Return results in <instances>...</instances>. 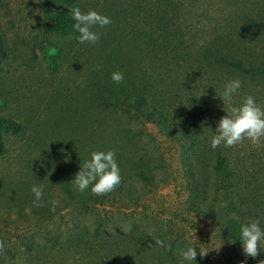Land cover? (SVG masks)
I'll list each match as a JSON object with an SVG mask.
<instances>
[{
    "label": "rangeland",
    "instance_id": "rangeland-1",
    "mask_svg": "<svg viewBox=\"0 0 264 264\" xmlns=\"http://www.w3.org/2000/svg\"><path fill=\"white\" fill-rule=\"evenodd\" d=\"M73 6L111 18L93 29L102 33L99 44L69 39L79 35L73 25L54 21L58 9L71 13ZM262 18L264 0H0L8 51L0 92L9 96L0 123L18 126H0V239L11 251L0 253V264H181L188 247L198 251L196 264L264 260V244L251 258L232 236L234 221L259 220L264 229V147L247 140L210 146L213 120L226 115L220 97L229 80L242 82L236 105L252 95L264 108V76L212 63L228 53L222 48L241 57L262 53L264 61V27L250 23ZM116 71L124 74L120 84L111 79ZM215 79L223 85L210 95L208 111L197 83L212 86ZM110 87L136 89L150 107L178 115L175 121L193 118L204 132L170 139L133 104L99 105L94 97H106ZM202 145L222 152L230 171L217 194L202 192L198 179L195 153L198 146L208 150ZM109 150L116 152L119 188L105 201L80 198V191L76 200L63 199L59 181L75 186L91 153ZM34 184L43 186L45 206L32 213ZM53 200L58 206L50 214Z\"/></svg>",
    "mask_w": 264,
    "mask_h": 264
},
{
    "label": "clouds",
    "instance_id": "clouds-1",
    "mask_svg": "<svg viewBox=\"0 0 264 264\" xmlns=\"http://www.w3.org/2000/svg\"><path fill=\"white\" fill-rule=\"evenodd\" d=\"M71 16L75 21L74 30L79 35L68 38L76 40L79 44H99L102 33L93 29L105 28L112 23L111 18L106 15L95 10L82 12L79 6L72 7ZM100 67L97 65V70H100ZM111 79L114 83L120 84L124 80V74L116 71L112 74ZM241 87L242 82L239 78L229 80L224 86L220 99L223 102V111L226 115L221 117L215 133H212L210 141L212 149H216L222 144L226 148H232L243 144L246 140L257 149L264 147V108L257 104L252 95H245L242 102L236 105L234 97ZM225 106H227L226 110ZM208 131L210 132V130ZM72 182L80 192L91 188V193L96 196H106L114 192L121 184L116 152L114 150L92 152L90 160L83 163ZM31 191L35 197L32 206L44 207L42 202L43 186L34 184ZM57 206L58 201H51L50 212H55ZM240 234L244 254L256 258L262 250L261 245L264 244V229L260 227V221L252 220L242 224ZM156 244L160 247L164 246L160 240H157ZM4 250L5 241L0 239V253ZM206 254L199 252L201 257ZM180 255L182 257L181 264H185V262L196 264L198 251L194 247H188L186 250H182ZM259 264H264V260L259 261Z\"/></svg>",
    "mask_w": 264,
    "mask_h": 264
},
{
    "label": "trees",
    "instance_id": "trees-1",
    "mask_svg": "<svg viewBox=\"0 0 264 264\" xmlns=\"http://www.w3.org/2000/svg\"><path fill=\"white\" fill-rule=\"evenodd\" d=\"M59 1H67V0H49V2L51 3H57ZM250 20L251 19H249V21ZM54 21L57 23L58 26L61 27L72 26L75 23V21L72 19L71 13L62 9H58L55 12ZM250 23L251 25H253V27L256 28L264 27V18H262L261 21H256L255 24L252 21H250ZM222 49L228 51V53L221 52L218 55L216 54L213 56V60H212L213 61L212 63L218 66V68L222 67L229 69L231 71L235 70L244 75L260 76V77L264 76V61L260 60L262 58V53L256 55L252 54L247 57H241L240 52L237 53L232 49H225V48ZM198 54H199L198 58L205 62L207 57L202 56V54L200 53ZM7 58H8L7 44L2 32L0 31V77L2 76L3 65L6 62ZM198 71L200 74V70ZM198 71L196 72V74H198ZM100 85L101 84H95L94 88L100 87ZM222 85L223 84L216 79L213 81L212 86L207 81L205 83V82H201L200 80L199 84L197 83V86H199L204 92L202 102H204V106L206 107V110L210 111L213 109V103L210 95L214 96V93L217 90L219 91L222 88ZM8 97L9 96L7 94L0 92V106L7 103ZM94 100H96L99 105L106 107H114L117 106L118 104H123V103L133 104L136 107L139 116L142 118V120L145 123L154 122L157 123L158 125L163 126L162 129L164 134L170 139H174L181 135L190 134L192 132H196V135L204 132V130L200 128L199 123L193 118L184 119L183 121L182 120L175 121L174 118L177 117L178 115H174V117H170V116L168 117L167 115H163L161 111L150 107L146 98H144L143 95H139V93L136 92V89H125L123 87H119V88L110 87L108 88V94L106 97L99 99L98 97H94ZM213 121L214 124H218L219 119H215ZM1 122L2 123H0V126H5L6 127L5 129L9 127H13V128L18 127L17 125H15L14 122L9 123L3 120ZM175 126L180 127L179 132L175 131ZM198 147L199 148L195 153V157L199 159L196 160V164H197V172L199 174L198 179L203 188L202 192H205L210 188H213L215 194H217V192L219 191L220 192L224 191L225 184L223 182V178H225L226 176H230V171L228 170L225 164V157L223 153L220 152L219 150L212 151L210 147L205 148V146L203 145L202 147L208 149L207 151L203 150L201 146ZM150 180L153 183L155 182V176L153 174L151 175ZM59 182L61 189L64 192L63 199L65 198V200L66 199L76 200L77 199L76 192L79 191L78 189H76L77 187L72 185L67 179H62ZM87 190L83 192V196L79 195V197L90 198L96 201H105L107 199V195L106 196L88 195ZM214 200H216V198H214ZM32 204L33 201H31L28 206L31 208V212L33 213L36 207H33ZM212 206H213L212 203L208 205V207H210L209 211L212 210ZM39 210L42 211V209ZM45 211L50 214L54 213V212H50L49 209H45ZM46 212L44 211L42 212V215L44 217L49 216V214ZM240 227L241 224L238 223L237 221H234V224L232 226V230H233L232 236L236 241H241ZM4 251L6 254L11 253L10 248H6ZM85 260L88 261V264L90 263L88 259ZM98 263L106 264L100 261Z\"/></svg>",
    "mask_w": 264,
    "mask_h": 264
}]
</instances>
